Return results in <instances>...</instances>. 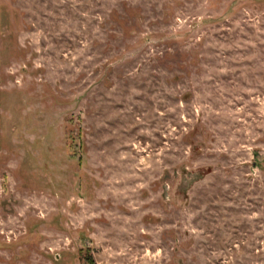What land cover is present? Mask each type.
Segmentation results:
<instances>
[{
    "label": "rangeland",
    "instance_id": "rangeland-1",
    "mask_svg": "<svg viewBox=\"0 0 264 264\" xmlns=\"http://www.w3.org/2000/svg\"><path fill=\"white\" fill-rule=\"evenodd\" d=\"M0 264H264V0H0Z\"/></svg>",
    "mask_w": 264,
    "mask_h": 264
}]
</instances>
